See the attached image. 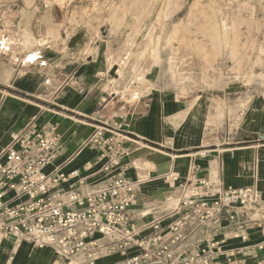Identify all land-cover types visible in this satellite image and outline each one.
Here are the masks:
<instances>
[{
  "label": "crops",
  "instance_id": "1",
  "mask_svg": "<svg viewBox=\"0 0 264 264\" xmlns=\"http://www.w3.org/2000/svg\"><path fill=\"white\" fill-rule=\"evenodd\" d=\"M216 47H206L194 55L193 62L189 61L199 67L204 65V74L200 72L203 69L191 70L189 66L176 69L170 61L166 68L151 65V87L145 95L140 94L135 108L129 100H115L119 97L113 89L117 83L108 73L118 70L119 64L108 57L102 44L93 48L85 60H79L72 47L65 55L61 51L55 53L53 68L44 74L24 65H0V153L14 134L31 123L39 128L56 124L62 146L47 170L60 168L67 175L79 171L56 189L67 191L70 184L81 179L104 185L118 170L105 171L103 165L108 157L86 142L96 124L126 120L130 140L124 143L128 148L125 174L141 181L132 207L137 238L152 233L147 225L154 219L167 231L171 224L182 223L191 216L178 203L179 188L187 181L193 163L199 166L198 178H207L225 188L255 186L264 193V85L255 82L264 80V75L256 76L247 68L240 77L230 72L228 79L221 67L233 60L223 46ZM235 56L238 62V54ZM253 58L254 54L248 55L244 63H253ZM118 72V81L130 77L120 65ZM37 79L46 81L41 90L50 87V80L59 81L58 88L49 96H40ZM176 80H182L186 87L176 85ZM191 80L199 81L197 87L187 84ZM203 80L220 82H210L208 86ZM110 98L118 104L113 113L106 108ZM169 173L177 175L178 180L167 179ZM198 224L191 219L184 227L188 234L186 244L199 241L198 246L206 247L208 234ZM211 239L226 240L225 248H242L232 264H264L262 251L247 248L264 241L263 232L252 233L247 242L228 233ZM120 258L119 254L103 251L94 260L96 264H110ZM76 261L87 264L89 259L79 255ZM69 263L50 247L37 248L29 241L17 246L13 235L0 231V264Z\"/></svg>",
  "mask_w": 264,
  "mask_h": 264
},
{
  "label": "built area",
  "instance_id": "2",
  "mask_svg": "<svg viewBox=\"0 0 264 264\" xmlns=\"http://www.w3.org/2000/svg\"><path fill=\"white\" fill-rule=\"evenodd\" d=\"M130 140L128 122L99 123L86 143L108 157L105 171L118 170L104 185L83 179L69 190L56 189L70 175L60 168H47L57 158L61 135L56 124L38 127L31 123L12 136L0 153V231L13 235L19 246L29 241L37 248L50 247L69 264L86 255L87 264L103 251L121 258L110 264H232L242 248H225L226 240L211 237L228 233L247 242L252 233H264V193L255 186L225 188L207 178H198L199 166H190L187 181L179 188V207L189 216L164 231L159 220L147 226L152 233L137 238L132 207L141 181L128 177L125 158ZM167 179L178 180L169 173ZM191 219L207 232L208 246L186 244L184 227ZM244 248V247H243ZM264 253V241L247 246ZM261 264V262H259Z\"/></svg>",
  "mask_w": 264,
  "mask_h": 264
},
{
  "label": "rangeland",
  "instance_id": "3",
  "mask_svg": "<svg viewBox=\"0 0 264 264\" xmlns=\"http://www.w3.org/2000/svg\"><path fill=\"white\" fill-rule=\"evenodd\" d=\"M130 1L0 0V65L9 64L15 68L24 65L44 74L53 68L55 53L61 51L65 55L72 47L78 52L79 60H85L88 53L94 50L93 48L96 49L102 44L108 57L117 62L127 76L130 75L129 78L118 81L119 65H116L118 70L113 69L108 73L111 80L117 83L113 89H116L119 97L115 100L121 103L129 100L133 108L138 104L140 94L145 95L151 87L152 63L154 66L166 68L167 61H170L171 64L175 63L176 69H187L189 66L191 70L203 69L200 71L203 73L204 65L199 67L198 64H189V61L193 62L194 55H199V52H204L209 46L214 48L224 45L226 55L233 60L232 64L221 67L224 76L228 79L231 77L230 72L234 76L239 74L240 77L243 76L241 72H245L247 68L256 76L264 75V0H135L134 4V0ZM112 15L113 17H110ZM224 23L227 29H230L225 36L223 30H220ZM236 54L239 57L238 62L235 59ZM253 54L254 62L244 63L248 55ZM180 69L179 72H183ZM45 82L43 79L36 81L37 94L40 96H49L58 88L59 81L50 80L47 81L50 87L41 90ZM175 82L176 85L186 87L182 80ZM198 82L191 80L187 81V84L197 87ZM202 82L209 86L210 82L220 81L203 80ZM255 82L264 85V80ZM110 99L106 108H110L113 113L117 111L118 104Z\"/></svg>",
  "mask_w": 264,
  "mask_h": 264
},
{
  "label": "bare ground",
  "instance_id": "4",
  "mask_svg": "<svg viewBox=\"0 0 264 264\" xmlns=\"http://www.w3.org/2000/svg\"><path fill=\"white\" fill-rule=\"evenodd\" d=\"M125 1H127V0H125ZM129 1H130V0H129ZM136 1H137V0H136ZM141 1H142V0H141ZM194 1H195V0H194ZM110 2H111V1H110ZM130 2H131V1H130ZM153 2H154V1H153ZM165 2H166V1H165ZM128 3H129V2H128ZM134 3H135V0H134L133 4H134ZM163 3H164V2H163ZM170 3H171V2H170ZM172 3H173V2H172ZM136 4H137V2H136ZM141 4H144V3L141 2ZM175 4H177V3H175ZM179 4H180V3H179ZM182 4H183V3H182ZM199 4H200V3H199ZM110 5H112V4H110ZM125 5H126V4H125ZM145 5H146V4H145ZM165 5H166V4H165ZM244 5H246V3H245ZM114 6H115V5H114ZM133 6H135V5H133ZM133 6H132V7H133ZM151 6H152V5H151ZM169 6H170V8H171V4H170ZM176 6H177V5H176ZM178 6H179V5H178ZM180 6H181V4H180ZM180 6H179V7H180ZM118 7H119V6H118ZM143 7H144V6H143ZM245 7H246V6H245ZM114 8H115V7H114ZM141 8H142V7H141ZM152 8H153V7H152ZM211 8H212V7H211ZM214 8H215V7H214ZM121 9H122V8H121ZM128 9H129V7H128ZM163 9H164V8H163ZM194 9H195V8H194ZM250 9H251V6H250ZM252 9H253V8H252ZM130 10H131V9H130ZM138 10H139V12H140V9H138ZM190 10H191V9H190ZM213 10H214V9H213ZM119 11H120V10H119ZM127 11H128V10H127ZM133 11H134V7H133ZM133 11H132V12H133ZM136 11H137V10H136ZM148 11H150V9H149ZM163 11L165 12V10H163ZM193 11H194V10H193ZM116 12H117V11H116ZM164 12H162V13L165 14L166 12H165V13H164ZM170 12H171V10H170ZM170 12H169V13H170ZM253 12H254V11H253ZM110 13H111V12H110ZM114 13H115V12H114ZM122 13H123V12H122ZM122 13H119V14H122ZM128 13H130V12H128ZM133 13H134V12H133ZM143 13H144V12H143ZM172 13H173V12H172ZM212 13H213V12H212ZM215 13H216V12H215ZM125 14H126V13H125ZM131 14H132V13H131ZM150 14H151V13H150ZM163 14H162V15H163ZM113 15H114V14H113ZM113 15L110 16V17H113ZM138 15H139V13H138ZM118 16H119V15H118ZM123 16H124V13H123ZM148 16H149V15H148ZM213 16H214V15H213ZM137 17H139V16H137ZM140 17H141V16H140ZM162 17H163V16H162ZM214 17H215V16H214ZM116 18H118V17H116ZM122 18H123V17H122ZM124 18H125V17H124ZM135 18H136V16H135ZM169 18H170V17H169ZM208 18H209V17H208ZM208 18H207V19H208ZM216 18H217V17H216ZM226 18H227V17H226ZM113 19H114V18H113ZM141 19H142V18H141ZM141 19H140V20H141ZM224 19H225V18H224ZM233 19H234V17H233ZM233 19H232V20H233ZM108 20H109V19H108ZM124 20H125V19H124ZM140 20H139V21H140ZM228 20H229V19H228ZM228 20H227V21H228ZM234 20H235V19H234ZM191 21H192V20H191ZM209 21L211 22V20H209ZM213 21H214V20H213ZM213 21H212V23H213ZM222 21H223V20H222ZM230 21H231V20H230ZM235 21H236V20H235ZM137 22H138V21H137ZM141 22H142V21H141ZM194 22H195V21H194ZM231 22H232V21H231ZM116 23H117V22H116ZM135 23H136V22H135ZM138 23H139V22H138ZM156 23H157V22H156ZM191 23L193 24V22H191ZM207 23H208V22H207ZM218 23H219V22H218ZM220 23H222V22H220ZM225 23H226V22H225ZM225 23L222 24V29H220V30H223V34H224V36L226 35L227 30H230V29H227V26L225 25ZM235 23H236V22H235ZM256 23H257V22H256ZM120 24H121V22H120ZM152 24H153V23H152ZM202 24H203V23H202ZM204 24H205V23H204ZM208 24H209V23H208ZM138 25H139V24H138ZM206 25H207V24H206ZM220 26H221V25H220ZM162 27H163V26H162ZM198 27H199V26H198ZM207 27H208V26H207ZM209 27H210V26H209ZM211 27H212V25H211ZM132 28H134V27L132 26ZM175 28H176V27H175ZM204 28H205V25H204ZM231 28H232V27H231ZM136 29H137V27H136ZM210 29H211V28H210ZM134 30H135V29H134ZM149 30H150V28H149ZM153 30H154V29H153ZM153 30H151V31H153ZM214 30H215V29H214ZM231 30H232V29H231ZM233 30H234V29H233ZM175 31H176V30H175ZM206 31H207V30H206ZM208 31H209V30H208ZM210 31H211V30H210ZM132 32H133V31H132ZM134 32H135V31H134ZM215 32H217V31H215ZM215 32H211V33H215ZM219 32H220V31H219ZM230 32H231V31H230ZM211 33H210V34H211ZM134 34H135V33H134ZM138 34H139V33H138ZM217 34H219V33L217 32ZM217 34H216V35H217ZM221 34H222V33H221ZM223 34H222V35H223ZM231 34H232V33H231ZM130 35H131V34H130ZM135 35H136V34H135ZM172 35H173V34H172ZM137 36H138V35H137ZM209 36H210V35H209ZM213 36H214V35H213ZM213 36H212V37H213ZM158 37H159V36H158ZM210 37H211V36H210ZM222 37H223V36H222ZM222 37H220V39H221ZM230 37H231V36H230ZM128 38H129V37H128ZM213 38H214V37H213ZM218 38H219V37H218ZM130 39H132L131 36H130ZM168 39H169V38H168ZM210 39H211V38H210ZM229 39H230V38H229ZM128 40H129V39H128ZM146 40H147V38H146ZM148 40H149V39H148ZM150 40H151V39H150ZM216 40H217V39H216ZM134 41H135V40H134ZM210 41H212V40H210ZM214 41H215V40H214ZM218 41H219V40H218ZM145 42H146V41H145ZM154 42H155V41H154ZM217 43H218V42H216V44H217ZM146 44H147V43H146ZM214 44H215V43H214ZM218 44H219V43H218ZM132 45H133V44H132ZM171 45H172V44H171ZM157 46H158V45H157ZM212 46H213V43H212ZM215 46H216V45H215ZM218 46H219V45H218ZM223 46H224V45H223ZM225 46H226V45H225ZM146 47H147V46H146ZM172 47H173V46H172ZM219 47H220V46H219ZM153 48H154V47H153ZM215 48H217V47H215ZM145 49H146V48H145ZM145 49H144V50H145ZM148 49H149V48H148ZM155 49H157V48H155ZM170 49H171V48H170ZM219 49H220V48H219ZM217 50H218V49H217ZM142 51H143V50H142ZM142 51H141V52H142ZM171 51H172V50H171ZM151 53H152V51H151ZM152 54H153V53H152ZM230 54H231V53H230ZM143 55H144V54H143ZM146 55H147V54H146ZM148 55H149V54H148ZM148 55H147V56H148ZM169 55H170V54H169ZM232 56H233V55H232ZM151 57H154V56H151ZM168 57H169V56H168ZM149 58H150V57H149ZM126 59H127V58H126ZM144 59H145V58H144ZM151 59H152V58H151ZM122 60L124 61V59H122ZM142 60H143V59H142ZM168 60H170V59H168ZM153 61H154V60H153ZM172 61H173V60H172ZM172 63H173V62H172ZM174 64H175V63H174ZM127 65H128V64H127ZM152 65H153V64H152ZM172 66H173V65H172ZM147 68H148V67H147ZM124 69H125V68H124ZM145 69H146V67H145ZM136 70H137V67H136L135 71H136ZM143 70H144V68H143ZM178 73H179V72H178ZM145 74H146V72H145ZM145 74H144V75H145ZM139 75H141V74H139ZM176 75H177V73H176ZM178 75H180V73H179ZM181 75H182V74H181ZM123 76H124V75H123ZM137 77H138V76H137ZM135 78H136V75H135L134 79H135ZM143 79H144V77H143ZM180 79H181V78H180ZM138 81H139V80H138ZM139 84H140V83H139ZM143 84H144V83H143ZM148 85H149V84H148ZM152 85H153V84H152ZM143 88H145V90H147L146 87H143ZM143 88H142V89H143ZM153 89H154V88H153ZM175 99H176V98H175ZM193 104H194V103H193ZM191 105H192V104H191ZM145 163H146V162H145ZM138 164H139V163H138ZM140 166H141V165H140ZM253 263H254V262H253ZM255 263H256V262H255Z\"/></svg>",
  "mask_w": 264,
  "mask_h": 264
}]
</instances>
